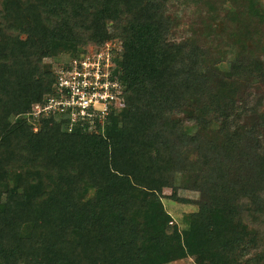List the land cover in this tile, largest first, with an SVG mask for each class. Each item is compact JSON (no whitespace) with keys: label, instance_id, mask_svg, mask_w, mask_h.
I'll use <instances>...</instances> for the list:
<instances>
[{"label":"trees","instance_id":"obj_1","mask_svg":"<svg viewBox=\"0 0 264 264\" xmlns=\"http://www.w3.org/2000/svg\"><path fill=\"white\" fill-rule=\"evenodd\" d=\"M258 3L0 0V264H264ZM106 44L122 88L107 115H35L58 68ZM213 53L233 56L223 72ZM165 189L197 206L189 246L150 199Z\"/></svg>","mask_w":264,"mask_h":264},{"label":"built area","instance_id":"obj_2","mask_svg":"<svg viewBox=\"0 0 264 264\" xmlns=\"http://www.w3.org/2000/svg\"><path fill=\"white\" fill-rule=\"evenodd\" d=\"M112 44L98 50L89 49L80 60H70L58 68L55 97H49L40 112L69 111L72 121L92 118L96 113L105 117L109 106L117 104L122 88L112 76L114 55Z\"/></svg>","mask_w":264,"mask_h":264},{"label":"rangeland","instance_id":"obj_3","mask_svg":"<svg viewBox=\"0 0 264 264\" xmlns=\"http://www.w3.org/2000/svg\"><path fill=\"white\" fill-rule=\"evenodd\" d=\"M258 8L264 10V0H259L258 3ZM227 10V6H225L224 10L219 11L218 15L220 17H224L226 10ZM197 8L195 5H191L190 8H188L186 11H184L186 14L188 13V15H190L189 12H196ZM181 12V11H180ZM181 14V13H179ZM188 26H182L179 30V33H177V37L182 38L185 36L186 31H188ZM221 28V25H220ZM220 28H216V29H220ZM186 30V31H185ZM91 49V48H89ZM233 58L232 55H228L227 58L225 60H220V56L216 53H213V55L209 56V61L213 64L216 65V67L219 69L220 72H223L224 69L222 68H226V64L228 63L229 60H231ZM47 61V60H45ZM53 63V65H55L56 63L54 62V60H48V63ZM171 195V190L169 189H165L163 191V194L161 196H150V199L152 200H158L161 204V211L166 215V217H168V220L170 221L167 225V233H170L171 231L174 234H178L181 236V244L178 246H175L176 249H180L186 246L191 245V242L187 239V236H185V234H183L184 230L186 229L187 226V217L188 215L192 214L193 212H195L197 210V206L196 205H190V204H182V203H178L176 201H174L173 199H171L170 197ZM178 197L186 199V200H190L191 202L197 203V202H201L203 200H208L209 197H204L202 194L198 193V192H192V191H184V190H179L177 193ZM214 200V199H213ZM149 219L152 218V216H148ZM170 264H193L192 259L191 258H186V259H182V260H178L175 261L173 263Z\"/></svg>","mask_w":264,"mask_h":264}]
</instances>
